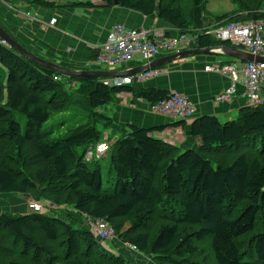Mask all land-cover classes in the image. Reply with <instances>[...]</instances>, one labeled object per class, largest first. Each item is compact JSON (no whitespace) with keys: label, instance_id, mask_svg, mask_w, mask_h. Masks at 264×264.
<instances>
[{"label":"trees","instance_id":"1","mask_svg":"<svg viewBox=\"0 0 264 264\" xmlns=\"http://www.w3.org/2000/svg\"><path fill=\"white\" fill-rule=\"evenodd\" d=\"M230 1L232 12L210 19L207 0H100L70 7L156 13L168 27L194 37L192 48H208L222 44L207 34L209 26L264 20V0ZM121 94L152 106L173 93L62 76L0 43V194L34 195L43 208L50 206L37 214H0V264H135L107 253L83 227L87 219L103 220L118 248L152 264H264V107L244 105L224 123L201 116L189 125L129 124L125 130L100 112ZM68 109L83 111L87 121L49 140L43 124ZM14 114L25 117L24 131ZM98 124L111 136L104 140ZM177 126L198 143L181 149L160 138ZM105 141L115 176L106 191L102 158L85 159L89 147ZM74 219L82 228H73Z\"/></svg>","mask_w":264,"mask_h":264},{"label":"crops","instance_id":"2","mask_svg":"<svg viewBox=\"0 0 264 264\" xmlns=\"http://www.w3.org/2000/svg\"><path fill=\"white\" fill-rule=\"evenodd\" d=\"M40 1L48 2L46 0ZM34 2L35 0H26L24 4H20L18 0L12 2L0 0V27L32 54L65 68L124 72L142 66L138 62H133L111 69L98 67L92 63L95 46L105 40L110 27L114 24H121L133 30L163 28L170 35L176 34L174 29L157 18L156 13L145 17L119 7L96 10L70 7L73 3L94 2V4H100V0H62L58 4L50 2L54 4L53 9L43 8ZM51 19H55L53 27L43 26V24L47 25ZM189 48L183 47L181 50ZM238 62L241 61L213 54L188 57L167 65L165 74L133 86L143 89L168 90L182 95L195 106L196 112L193 118L215 116L219 122L224 123L236 119L239 109L245 105V93L241 85L243 76L239 75L238 77L241 84L236 86L233 99L230 102L218 104L213 102V98L223 92L228 87L229 82L222 75L205 72L204 67ZM113 105L108 104L106 106L108 117L115 125L125 130L129 124L150 128L175 122L166 117L151 114L147 103L129 95H117ZM190 123L191 120L186 122L187 125ZM105 136H111L108 130L104 131L103 137ZM160 138L181 149L194 147V144L198 143L197 140H193L189 136L187 128L183 130L180 126L165 129L160 134ZM103 158H107L106 155ZM35 197L34 195L0 194V214L28 213L27 206L36 200ZM58 216L64 218L62 214H58ZM117 245L112 244L111 246V249H115V254L121 255L135 264H152L149 258L139 257V254L127 253L124 249L118 248Z\"/></svg>","mask_w":264,"mask_h":264},{"label":"built area","instance_id":"3","mask_svg":"<svg viewBox=\"0 0 264 264\" xmlns=\"http://www.w3.org/2000/svg\"><path fill=\"white\" fill-rule=\"evenodd\" d=\"M264 6V2H263ZM55 19H51L46 27H53ZM211 39L235 49L241 48L252 56L264 57V20L247 22H228L214 25L207 29ZM196 39L187 34L176 32L168 35L163 28L129 29L121 24L110 27L105 40L95 46L93 64L98 67L118 68L122 65L138 62L147 64L163 56L182 51L183 47L192 48ZM0 43L8 46L0 39ZM166 69L155 68L132 76L104 79L103 84L110 87H123L141 84L166 73ZM205 72L215 73L227 78L229 85L213 98L214 103L230 102L236 86L241 84L245 93V106L251 108L264 107V63H226L204 67ZM239 75L243 76L241 83ZM151 114L166 117L172 121H189L195 115V106L184 96L173 93L166 100L148 107ZM110 145L108 142L87 149L85 159L91 161L105 156ZM31 213H39L46 208L39 201H33L28 206ZM48 211V210H46ZM85 227L91 231L100 242L114 241L113 229L101 219L85 220ZM135 252L132 246L124 245Z\"/></svg>","mask_w":264,"mask_h":264},{"label":"water","instance_id":"4","mask_svg":"<svg viewBox=\"0 0 264 264\" xmlns=\"http://www.w3.org/2000/svg\"><path fill=\"white\" fill-rule=\"evenodd\" d=\"M116 4V1L114 2ZM0 39L4 41L13 51L24 57L25 59L50 70H53L57 72L58 74L62 76H72V77H91L99 80H104V79H109V78H115V77H125V76H132L137 73H141L147 70H153L155 68L163 67L170 65L172 63H175L179 60L188 58V57H193V56H200V55H208V54H213V55H222L227 58L233 59V60H238L243 63H250V62H255V63H264V57L260 56H252L246 52L237 50L232 47H228L225 44H221L218 46L214 47H208V48H198L194 47L191 49L187 50H182L179 51L175 54L160 57L156 60H152L147 64H144L138 68L134 69H128L124 72H103V71H92V70H77V69H70V68H65L63 66L54 64L52 62H48L25 48L21 46L19 43L16 42V40L10 36L7 32H5L1 27H0Z\"/></svg>","mask_w":264,"mask_h":264},{"label":"rangeland","instance_id":"5","mask_svg":"<svg viewBox=\"0 0 264 264\" xmlns=\"http://www.w3.org/2000/svg\"><path fill=\"white\" fill-rule=\"evenodd\" d=\"M14 1V0H9ZM26 0H18V3H23ZM48 2H54L56 4L60 3L62 0H46ZM16 3V2H13ZM19 4V7L21 5ZM16 5V4H15ZM235 8L234 4L230 0H207V4L205 7L204 15L207 19L213 18L214 16H220L225 13H230ZM214 25V24H213ZM239 50H242L241 48H238ZM171 55V54H170ZM111 69H115L112 67H109ZM116 102V96L113 98V101L110 103L111 106H114L113 103ZM101 113L103 112L105 116L108 117V109L104 107ZM14 119L20 124L22 131H24L26 126V119L24 116H21L19 114H14ZM231 120V119H229ZM87 121L86 114L83 111H77L76 109H68L65 112L53 114L50 119L43 124L42 131L48 132V139L49 140H58L63 139L70 133L71 130L74 128L83 125ZM97 130L99 132L104 133L102 125L98 124L96 126ZM110 132V130H108ZM117 137V136H116ZM107 137H104V140ZM100 167H101V175L103 179V190H107L111 187H113L115 176L111 169L110 162L108 158H103L101 160H98ZM51 216L58 217L57 214H50ZM72 223L73 228H82V225L80 224L79 220L74 219ZM104 244V247L106 246V250L109 251L107 253L109 254H115V249H111L112 244L117 245L119 244L117 240L109 243V242H102ZM119 246V245H117ZM111 251V252H110ZM117 255V254H116Z\"/></svg>","mask_w":264,"mask_h":264},{"label":"bare ground","instance_id":"6","mask_svg":"<svg viewBox=\"0 0 264 264\" xmlns=\"http://www.w3.org/2000/svg\"><path fill=\"white\" fill-rule=\"evenodd\" d=\"M209 28H211V27H209ZM175 54V53H174ZM41 213V212H40ZM44 214V213H43ZM45 215V214H44Z\"/></svg>","mask_w":264,"mask_h":264}]
</instances>
